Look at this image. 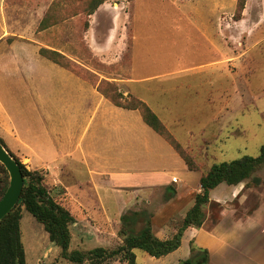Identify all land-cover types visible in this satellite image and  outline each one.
<instances>
[{
  "label": "rangeland",
  "instance_id": "1",
  "mask_svg": "<svg viewBox=\"0 0 264 264\" xmlns=\"http://www.w3.org/2000/svg\"><path fill=\"white\" fill-rule=\"evenodd\" d=\"M133 1L105 0L104 4L108 3L110 10L122 7L128 12L132 10ZM237 2L225 0V46L219 42L216 49L210 46L207 49L201 36L192 33V27L177 12L169 10L167 16L148 12L161 11V3L162 6L150 0L144 1L142 5L145 10L141 8L140 11L146 16L140 17L137 23L139 45L136 49L135 76L149 77L175 69L180 71L177 74L178 82L173 84L176 91L170 100L174 103L173 114L165 110L157 111H160L159 115L169 131L186 148V153L195 156L207 168L244 156L257 157L264 144V0H247L240 22L233 18ZM91 3L92 0H0V115L5 111L12 116V121L5 119L4 123L13 129V136H17L22 151L26 139L23 131L26 119L33 122L43 138H54L51 131L56 125L53 119L46 117L52 114L60 116L63 111V125L66 128L73 126V120H76V117L72 118V114H76V84L67 82L61 74L54 72L51 73L52 78L35 82L36 71L44 75L46 67H38V63L53 64L40 55L35 56L36 45L26 43L31 38L43 41L39 31L51 28L50 36L45 37L47 39L40 45L59 51L72 60L75 64L69 68L71 71L91 76L94 82L96 77L116 76V71L108 68L86 43L85 32L89 27L87 13ZM44 18L46 23L42 27L40 25ZM107 25V17L99 16L97 27L101 35ZM142 39L150 41L144 44ZM16 40L25 41V44L20 45ZM21 46H24L22 51ZM130 55L129 48L122 56L124 66L129 64ZM56 68L70 74L61 67ZM126 70V74L130 73V66ZM30 71L34 72L32 79L29 77ZM143 85L146 89L153 87L155 91L158 80ZM165 85L172 86L169 83ZM117 88L124 93L120 87ZM39 89L46 94L41 99L36 94ZM53 92L64 94L53 95ZM93 101V98L87 100L84 114L79 119L81 134L88 126ZM150 101L153 103L155 100ZM108 106L114 105L108 103ZM217 106L219 109L222 106L225 108L219 123L212 121L211 108ZM135 114L141 118L139 112ZM41 119L43 123H40ZM91 128L89 136L94 126ZM13 139L9 138L11 142ZM7 142L5 140L4 143ZM180 163L184 164L183 161ZM77 174L84 176L85 170L80 169ZM253 176L264 183V167ZM56 197L65 204L69 203L67 207L76 217V204L72 196L57 194ZM110 207L114 205L110 204ZM22 211V243L28 264H77L65 259L61 249L50 241L44 226L24 208ZM109 214H116V211L110 210ZM95 215L92 226L100 222L98 217L102 218L98 213ZM97 226L99 229L71 225L70 251L87 252L100 247L114 250L123 244V238L119 236L121 225L113 226L105 222ZM95 230L96 235L93 233ZM83 264L127 263L113 258L102 262L88 259Z\"/></svg>",
  "mask_w": 264,
  "mask_h": 264
},
{
  "label": "crops",
  "instance_id": "2",
  "mask_svg": "<svg viewBox=\"0 0 264 264\" xmlns=\"http://www.w3.org/2000/svg\"><path fill=\"white\" fill-rule=\"evenodd\" d=\"M144 1L146 0H134L132 10L128 12L122 10V7L110 10L108 3L103 4L89 16L85 39L91 51L99 55L108 68L116 71V76H101L100 80L104 78L116 82L125 96L132 94L140 98L162 120L157 109L173 114L174 103L170 100L176 91L173 84L178 82L177 74L180 71L175 69L149 77L135 76L136 49L139 45L137 23L140 17L146 16V13L140 11L141 8L145 10L142 5ZM150 1L163 6L161 5V11L148 12L163 16L169 15V10L177 12L192 27L191 32L201 36L206 48H219V42L221 46H225V0ZM99 16H106L108 19L102 35L97 27ZM50 29L39 31V36L47 39ZM44 40L31 38L26 42L36 45L35 56L40 55V44ZM16 41L20 45L25 44V41ZM141 41L147 44L150 40ZM23 47L21 46V51ZM129 48L130 62L124 66L122 56ZM45 61L53 64L50 66L48 62L38 63V67H46L45 72L41 70L44 75H39L38 70L36 71L35 82L52 78L51 73L54 72L61 74L62 79L67 82L76 84V114H72L73 119L76 117L73 120L76 128L74 125L67 128L63 125L65 113L61 111L60 116L52 114L46 117L53 119L56 125L51 131L54 138H43L33 122L26 119V124L23 125L26 139L22 151L17 136H13V129L4 123L5 119L12 121V116L4 111L0 115V138L4 142L8 140L5 144L9 152L19 157L28 169L44 171L47 183L52 188V195L72 196V201L76 204L74 225L99 229L97 224L101 226L110 222L113 226H120L122 215L129 211H141L150 218L153 232L159 239L172 238L194 206L196 195L201 192L202 172L190 170L178 152L144 122L139 110L114 105L89 81L48 59ZM78 63L83 65L82 62ZM128 66L131 71L126 74ZM32 69L34 68L30 70ZM30 73L29 77L32 79L34 72ZM152 80H158L155 91L153 87L146 89L143 85ZM167 83L172 86H166ZM36 94L39 99L46 96L42 89L37 90ZM90 97L95 100L94 106L88 126L81 134L79 119L84 114L87 100L92 99ZM150 100L155 101L152 103ZM108 103L114 106H108ZM211 109L212 121L219 123L225 108L222 106L219 109L217 106ZM136 111L139 112L141 120L135 114ZM40 123H43V119ZM92 125L94 129L89 136ZM87 136L89 137L86 138ZM9 138L14 139L11 142ZM80 169L85 170L84 176L77 174ZM248 182L218 185L210 193L207 219L201 228L186 229L180 248L161 258L135 249L136 264H179L190 257L191 242L208 250L209 264H264V183L261 181L255 188L249 187ZM110 204L114 207L111 208ZM110 210L116 211V214H109ZM95 213L102 218L98 217L100 222L92 226ZM93 233L96 235V230Z\"/></svg>",
  "mask_w": 264,
  "mask_h": 264
},
{
  "label": "trees",
  "instance_id": "3",
  "mask_svg": "<svg viewBox=\"0 0 264 264\" xmlns=\"http://www.w3.org/2000/svg\"><path fill=\"white\" fill-rule=\"evenodd\" d=\"M104 2L105 0H92L87 14L89 16L94 14ZM246 3L247 0H238L237 10L233 16L235 21L242 19ZM45 23L46 18L43 19L40 26L43 27ZM39 54L69 71H71L69 68L72 64H75L56 50L42 47ZM71 72L95 85L98 91L114 105L125 109L139 110L144 122L178 152L190 170L202 172L200 179L201 192L196 195L195 204L187 213L177 233L170 239L162 240L154 234L151 220L144 216V212L129 211L121 217L119 236L123 238V244L118 248L105 250L100 247L87 252L70 251L72 238L70 226L76 222V217L67 207L69 203L65 204L61 199L52 195V188L47 183V175L44 171L28 169L20 158L10 151L21 168L24 187L17 205L0 222V264H28L27 254L22 243L21 221L23 208L44 226L50 241L61 249L62 256L70 262L83 264L88 259L102 262L106 259L120 258L127 264H136L135 249H141L155 258L164 257L179 249L185 230L190 227L201 228L206 222L210 193L221 183L238 185L241 182L249 181L247 184L249 187L260 185L258 178L253 175L264 167V144L260 149V155L257 157L244 156L234 161L214 164L207 168L205 165H201L195 156L186 153V148L143 100L132 94L125 96L117 88L119 86L116 82L106 79L100 80L97 77L96 82H94L90 79L91 76L86 77L74 71ZM0 142L8 148L2 138H0ZM0 176L1 199L10 181L9 173L1 163ZM209 261L210 254L208 250L199 248L194 242H191L190 257L179 264H209Z\"/></svg>",
  "mask_w": 264,
  "mask_h": 264
},
{
  "label": "water",
  "instance_id": "4",
  "mask_svg": "<svg viewBox=\"0 0 264 264\" xmlns=\"http://www.w3.org/2000/svg\"><path fill=\"white\" fill-rule=\"evenodd\" d=\"M0 163L9 173V186L0 199V222L13 210L19 202L23 187L24 177L16 158L0 142Z\"/></svg>",
  "mask_w": 264,
  "mask_h": 264
}]
</instances>
